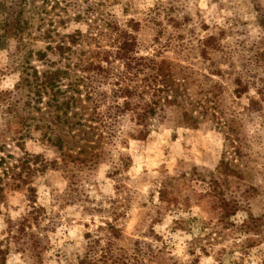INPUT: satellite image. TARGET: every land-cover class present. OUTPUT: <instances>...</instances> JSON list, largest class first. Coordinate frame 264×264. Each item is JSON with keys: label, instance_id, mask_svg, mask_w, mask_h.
<instances>
[{"label": "rangeland", "instance_id": "374dc122", "mask_svg": "<svg viewBox=\"0 0 264 264\" xmlns=\"http://www.w3.org/2000/svg\"><path fill=\"white\" fill-rule=\"evenodd\" d=\"M52 1L60 0H0V92L14 88L21 61L42 77L51 73L39 54L56 60L61 35L78 31V46L100 61L132 21L137 56L164 63L156 80L198 124L183 126L180 108L169 107L140 125L121 115L108 130V78L77 88L72 133L48 109L33 119L0 116V264H84L86 234L101 237L92 264H111L102 252L108 232L99 231L111 213L125 214L113 256H130L142 242L158 248L160 264H264V233L240 251L244 235L218 224L219 209L204 197L223 161L218 190L244 207L227 222L239 226L248 211L264 223V0ZM86 2L99 6L75 20ZM25 160L31 174L21 171ZM163 188L183 210L160 205ZM199 226L213 233L204 236Z\"/></svg>", "mask_w": 264, "mask_h": 264}, {"label": "trees", "instance_id": "16d2710c", "mask_svg": "<svg viewBox=\"0 0 264 264\" xmlns=\"http://www.w3.org/2000/svg\"><path fill=\"white\" fill-rule=\"evenodd\" d=\"M52 2L56 6L58 4H65L64 6L70 5L68 0ZM86 3V8L82 9L74 17L75 20H88L86 16H92L91 13L99 6L95 2L94 4ZM125 28L126 30L123 31L117 30L113 52H104V58L100 61L96 60L98 53L91 54L78 46L80 34L76 31L72 34L61 35L58 38L55 46L58 54L56 60L47 59L44 52L39 54V61L42 62V65L51 68V73L42 77L37 68L29 62H19L18 82L12 90L0 92V116L23 113L28 118L33 119L34 114H39L43 109H48L62 123H66L69 132L72 133L75 131L72 130L75 127L73 120L75 114H72V116L70 111L73 109L76 101L74 95L79 93L77 88L84 80L92 83V81L98 78H108L112 87L108 97V110L104 112L105 115H108L106 116L109 121L108 130H114L111 125L121 115L129 114L131 119L140 125L149 119L157 117L158 113H164L165 108L169 107L180 108V124L185 127L195 128L198 120L173 96L174 92L171 88L169 89L170 85L166 81L158 82L156 80L164 76V63L160 62L159 65L152 64V60L137 56L138 43L134 37L137 24L130 21ZM112 57L113 61L120 62L121 70L114 72L116 69L114 70L109 67V65L111 66L112 61L110 59ZM102 62L108 66V69L102 66ZM148 62L151 64H148ZM142 74L143 77L140 78V83L137 84V79ZM150 76L152 80L148 84L143 85V83H147ZM157 83L160 85H156ZM148 92H150L149 95L147 94ZM162 93L164 95H160ZM169 93L170 95H168ZM120 100L122 101L121 104L119 103ZM57 144H61L60 139H57L54 145ZM226 168L227 163L221 161L215 172L209 174V178L205 182L207 193L204 197L213 199L215 207L217 206V209H219V212H217L218 224L224 222L226 226L235 227L237 231L244 235L245 241L242 244H238L239 250L242 251L245 249V243H250L254 238L263 235L264 223L260 217H254L248 211L247 217L242 220L239 226L227 222L236 213L244 211V207L241 204L243 201L240 203L238 198H227L222 191L218 190V178L216 176L221 174ZM21 171L31 174L34 170L31 169L29 161L25 160ZM184 201L188 205V199H184ZM159 202L160 205L161 203L162 205L164 204L165 210L168 211L184 209L179 205L180 200L176 194L171 190H165V188L159 194ZM124 217L125 214L111 213V221L105 224V228L99 227L100 232H108V248L106 247L102 252H108V259L111 260V264H144V262L160 264L157 259H161L162 256L158 248L142 242L134 243L130 256L120 254V251H117L118 254L113 256L114 245L122 238V229L118 224V219H123ZM206 228V226H199L197 231L204 236L211 235L213 233L212 230ZM86 239H88V255L84 264H92L93 254L96 253L95 245H98L101 237L96 236V239L92 240V235L86 234ZM32 252L36 258L39 257L37 244L33 246ZM0 255L2 256V252H0ZM170 260L172 259H166L168 262ZM171 264L179 263L172 260ZM233 264L236 263L234 262Z\"/></svg>", "mask_w": 264, "mask_h": 264}]
</instances>
